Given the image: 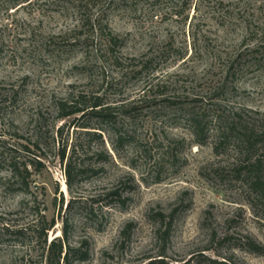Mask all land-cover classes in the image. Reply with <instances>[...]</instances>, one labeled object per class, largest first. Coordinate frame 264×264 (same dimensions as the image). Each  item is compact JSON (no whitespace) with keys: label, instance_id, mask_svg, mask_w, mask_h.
I'll use <instances>...</instances> for the list:
<instances>
[{"label":"rangeland","instance_id":"rangeland-1","mask_svg":"<svg viewBox=\"0 0 264 264\" xmlns=\"http://www.w3.org/2000/svg\"><path fill=\"white\" fill-rule=\"evenodd\" d=\"M70 2L0 3V135H6L0 137L17 133L35 139L40 118L50 134L66 124L68 156L81 145L74 160L94 162L86 153L85 132L74 128L76 117L57 120L55 102L75 91L99 95L110 105L147 93L141 119L163 139L148 138L150 157L125 147L105 172L80 175L71 191L50 139V164L33 177L32 197L10 188L0 148V264H35L31 230L17 238L4 229L6 223L28 228L35 197L45 203L48 220L56 219L50 240L62 236L68 218L70 244L88 252L86 260L73 264H264V255L244 248L247 237L264 246V208L250 204L254 195L245 161L230 145L217 153L213 138L204 146L195 144L184 112L264 122V49L256 56L259 63L247 66L258 45L245 40L243 28L244 22L264 25V0L129 2L108 17L120 38L121 65L108 59L91 77L83 67L84 50L74 44ZM96 5L90 11L94 16L101 8ZM148 57L153 63L142 76L122 75L133 60ZM209 127L214 129L215 122ZM104 138L112 153L109 136ZM114 187L130 196L125 208L106 198ZM93 207L100 208L91 213Z\"/></svg>","mask_w":264,"mask_h":264},{"label":"trees","instance_id":"trees-1","mask_svg":"<svg viewBox=\"0 0 264 264\" xmlns=\"http://www.w3.org/2000/svg\"><path fill=\"white\" fill-rule=\"evenodd\" d=\"M25 1L9 0V3L11 6L17 7ZM132 1L135 0H71V9H73L76 19V25L72 31L75 36L74 44L84 50L83 67L86 72L92 73L98 64H103L108 59L114 60L118 66L121 65V59L117 54L120 38L113 31L108 17L110 13L119 11ZM1 2L2 0H0ZM97 3L101 4V8L99 13L94 16L90 11L96 9ZM243 28L245 40L256 42L258 45L251 51L252 55L247 59V66L250 67L254 62H258L256 56L264 49L262 48L264 47V25L253 26V23L244 22ZM133 61L134 63L130 67L122 71L124 77L142 76L153 63L149 57L141 62ZM91 75L93 73L90 74V77ZM146 94L135 100L124 99L118 104L110 105L105 103L104 97L99 95L89 97L84 92L72 91L68 97L55 102L57 120L66 121L76 117L74 128L82 129L85 132L87 137L86 153L95 159L94 162L87 163L83 159L77 163L74 160L81 145L75 146L74 156H68V145L64 144L63 139L66 124L58 128L56 133L51 132L50 134L49 131L45 132L43 121L40 118L37 120L39 126L35 139L29 140L17 133L14 135L9 133L10 139L0 137L2 160L10 173L8 181V184H11L10 188L16 187L28 196H36V193L32 194L31 191L33 177L48 170L50 139L57 150L56 158L64 167L66 185L70 191L76 185L80 175L86 173L98 175L105 172L107 164L113 160V156H119L127 146H134L140 153L150 157V150L146 146L150 140L148 138L151 136L153 142L157 143L163 137L155 135V130L146 129V119H141L144 112L143 105L147 102ZM184 112L188 120V131L195 144L204 146L210 138H213L214 150L217 153L224 145H230L236 150L238 156L245 161L243 170L248 186L254 195V201L250 204L255 208H264V122L251 117H248L247 120L244 117L235 118L236 115L230 117L226 113L209 117L206 112H196L190 109H185ZM79 116L80 118H78ZM88 117L91 120L87 124L79 125L81 119ZM213 122H215V127L211 130L209 126ZM105 135L109 136L112 153L105 148ZM14 138L24 141L13 143ZM95 142L96 145H94ZM41 190L43 194H46L44 186L41 187ZM56 192L60 194V189L57 188ZM61 196L64 204L65 199L62 193ZM106 198L115 200L121 209L125 208L130 201V196L125 195L116 187L111 189V193L107 194ZM97 208H91L90 212L94 213ZM31 211L33 221L28 228L16 229L6 223L4 229L12 236L16 235L17 238L26 236V232L31 230L30 235L35 242L32 243L33 247L30 249L35 253L30 256V259L35 264H73L75 260L82 262L88 258V252H84L82 247L74 248L70 244L71 226L68 218L63 219L62 236L50 240L49 235L56 227V219L48 220L47 207L44 202H39L37 197L34 198ZM247 238L245 250L251 254L264 255V246L251 237ZM159 264H165V262L160 260ZM212 264L230 263L212 261Z\"/></svg>","mask_w":264,"mask_h":264}]
</instances>
